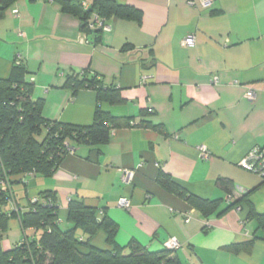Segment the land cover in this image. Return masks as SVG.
I'll use <instances>...</instances> for the list:
<instances>
[{"label": "crops", "instance_id": "crops-1", "mask_svg": "<svg viewBox=\"0 0 264 264\" xmlns=\"http://www.w3.org/2000/svg\"><path fill=\"white\" fill-rule=\"evenodd\" d=\"M59 1L17 0L5 10L0 78L9 79L21 58L46 120L90 126L96 92L66 86L70 76L88 71L124 99L102 109L135 120L113 130L105 145L72 144L53 176L31 174L15 182L10 190L20 209L42 191H54L63 230L71 227L69 203L79 200L119 226L120 246L136 240L161 252L176 238L181 247L172 257L181 264H264V181L240 166L264 146V0H211L207 9L201 0H112L140 11L141 23L113 16L97 35L92 31L98 28L83 32ZM91 2H85L88 8ZM97 18L93 13L90 24ZM190 36L195 45L186 47ZM126 172L132 173L127 182ZM160 173L220 207L213 214L195 210L159 185ZM219 178L232 181L231 195L218 186ZM123 198L130 209L119 206ZM10 227L21 229L19 220ZM92 245L110 249L103 232Z\"/></svg>", "mask_w": 264, "mask_h": 264}, {"label": "trees", "instance_id": "trees-1", "mask_svg": "<svg viewBox=\"0 0 264 264\" xmlns=\"http://www.w3.org/2000/svg\"><path fill=\"white\" fill-rule=\"evenodd\" d=\"M17 0H0V18L5 10ZM87 0H60L63 11L81 21V30L91 33L93 13L104 19L116 16L120 19L141 23L142 13L129 6H121L112 0H92L90 8ZM101 29L92 31L95 35ZM126 50H133L128 45ZM22 59L14 63L9 79L0 78V264H181L174 251L163 249L150 252L136 240L120 246L116 237L119 226L106 213L73 200L68 206L67 230L60 227L59 204L54 191H42L38 200L30 202L26 210L16 203L11 186L31 174L49 178L58 170L71 145H105L109 143L111 132L132 126L134 118H119L102 109L101 104L124 103L121 91L106 86L97 75L86 71L82 75L70 76L66 86L77 92L89 89L96 92L97 106L95 120L90 126H77L46 120L43 100H33V80L26 81V71ZM150 127L161 130V126ZM159 185L185 198L195 210L215 213L220 201L202 200L188 194L170 175L160 173ZM5 183V185L2 184ZM218 186L229 195L234 185L229 179L219 178ZM247 194L229 206L236 208ZM14 202L18 211L4 210ZM12 219L20 222L22 232L32 231V239L27 236L15 247L4 250L2 241L9 230ZM103 232L110 249L102 250L92 245V240Z\"/></svg>", "mask_w": 264, "mask_h": 264}, {"label": "built area", "instance_id": "built-area-1", "mask_svg": "<svg viewBox=\"0 0 264 264\" xmlns=\"http://www.w3.org/2000/svg\"><path fill=\"white\" fill-rule=\"evenodd\" d=\"M200 3H201V6L203 8L207 9V8H209L211 6L212 1L211 0H201ZM190 4L194 5V2H191ZM90 27H91V29H94V28L103 29L105 27V24L103 23V20H101L100 18H97L96 23L95 24H91ZM184 45L186 47H193L195 45L194 36L187 37L184 40ZM20 60H21V58H18L15 61L17 65L20 64ZM247 98L250 101H254L255 100V95L253 94V92H249L247 94ZM200 151H201V155L204 158H206V159L209 158L210 155H209V153L207 152L206 149L201 147ZM240 166L245 171L257 175L262 181H264V146L256 147L252 151H250L248 153V155L243 159V161L241 162ZM131 176H132L131 172H126L125 175H124V180L126 182L129 181ZM2 184L5 185L4 182H2ZM37 200L38 199H35V200L31 201V202L34 203ZM119 206L122 207V208H125V209H130L131 202H130V200L128 198H123V199L120 200ZM14 211L17 212L18 211V207H17V205L14 202H11L10 203L9 212H14ZM189 220H190V214L186 216V222H189ZM180 247H181V244L176 238H170L163 244V248L165 250H168V251H176Z\"/></svg>", "mask_w": 264, "mask_h": 264}, {"label": "rangeland", "instance_id": "rangeland-1", "mask_svg": "<svg viewBox=\"0 0 264 264\" xmlns=\"http://www.w3.org/2000/svg\"><path fill=\"white\" fill-rule=\"evenodd\" d=\"M4 209L7 210L6 207ZM25 236H27L29 239H32L33 235L30 232L24 234L20 227H10V229L3 236L2 245L4 247H15L16 244L20 243L25 238Z\"/></svg>", "mask_w": 264, "mask_h": 264}]
</instances>
